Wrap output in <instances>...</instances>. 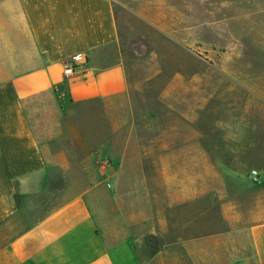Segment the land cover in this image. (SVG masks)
Here are the masks:
<instances>
[{
    "label": "crops",
    "instance_id": "1",
    "mask_svg": "<svg viewBox=\"0 0 264 264\" xmlns=\"http://www.w3.org/2000/svg\"><path fill=\"white\" fill-rule=\"evenodd\" d=\"M151 11L127 33L115 0H0V264H172L171 241L264 264V121L216 126L215 106L191 104L215 75L159 66L155 46L184 48L188 28Z\"/></svg>",
    "mask_w": 264,
    "mask_h": 264
},
{
    "label": "rangeland",
    "instance_id": "2",
    "mask_svg": "<svg viewBox=\"0 0 264 264\" xmlns=\"http://www.w3.org/2000/svg\"><path fill=\"white\" fill-rule=\"evenodd\" d=\"M115 4L119 17L126 24L127 33L132 32V28L141 33L148 29L139 17L147 9L152 10L151 19L156 24L169 27L181 26L186 15V46L179 48L176 43L174 46L171 43L169 48V45L166 47L159 43L155 46L159 66L165 61L167 70L171 68L175 73L181 70L183 62L185 72L188 66L190 74L215 75L211 80H204L205 87L200 88L201 93L195 94L191 91L189 99L195 106L202 105L203 102L208 108L215 106L212 108L215 115H211L209 120L216 126L218 123L228 124L232 119L264 121V0H115ZM134 42L141 55L145 56L150 52L143 37H135ZM193 83L198 84L196 81L191 82ZM230 98L237 99L236 107L234 104L223 107V101ZM206 112L207 110L202 109L200 114L204 116ZM173 120L178 122L177 118ZM175 124H169L168 129L174 126L176 134L178 131ZM213 136L218 142L225 139L224 133ZM197 163L194 160L189 161L193 177L197 176ZM96 165L101 168L103 161L99 159ZM175 165L178 167L181 162H175ZM254 170H258V167L255 166ZM78 180L79 188H87V182L80 172ZM253 182L256 183L257 180L253 179ZM224 183L228 185L230 181L226 179ZM206 184L208 188L218 184L212 169L207 171ZM208 200L213 202L212 198ZM219 227L222 230L225 228ZM180 230H183V226L175 225L174 235H190L181 233ZM191 235L197 236V231ZM168 243L172 244V264H214L213 257H206L207 263L201 259L197 241L192 244L187 241L184 245L178 241ZM218 248L212 245L211 251ZM247 251L249 243L242 245L239 242V254L244 255ZM243 255L238 256L239 262L245 259Z\"/></svg>",
    "mask_w": 264,
    "mask_h": 264
},
{
    "label": "built area",
    "instance_id": "3",
    "mask_svg": "<svg viewBox=\"0 0 264 264\" xmlns=\"http://www.w3.org/2000/svg\"><path fill=\"white\" fill-rule=\"evenodd\" d=\"M74 73H75V71L73 70V68L71 66H68L64 71L65 76H72ZM108 164H109L108 161H103V166L106 167V166H108ZM252 175H253L254 179L257 180L259 173L256 170H254L252 172Z\"/></svg>",
    "mask_w": 264,
    "mask_h": 264
}]
</instances>
